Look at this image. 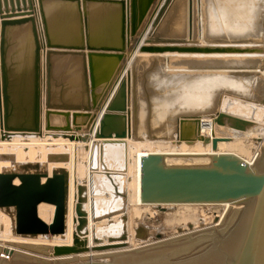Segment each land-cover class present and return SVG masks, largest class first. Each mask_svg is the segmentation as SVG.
Masks as SVG:
<instances>
[{"label":"water","instance_id":"obj_1","mask_svg":"<svg viewBox=\"0 0 264 264\" xmlns=\"http://www.w3.org/2000/svg\"><path fill=\"white\" fill-rule=\"evenodd\" d=\"M172 3L173 0H0V141L16 136H46L89 143L99 122H104L105 109L117 89L126 104V131L109 134V139L113 135L117 139L127 137L139 142L146 138L149 141L162 140L165 139L163 135L169 134L183 137L194 131L204 119H212L220 126L228 125L239 131L251 128L252 122L222 112V104L228 96L264 106V8L262 36L212 40L204 35L206 45L200 46L198 35L192 34L193 0L189 1V13L184 21L188 24V34L172 31H176L175 24L167 17L173 9L170 7ZM113 10L121 12L120 45L94 46L88 35L89 12ZM48 11L77 12L84 24L81 38L71 44L55 42L48 28ZM137 51L147 56H137ZM165 54L206 56L165 57ZM215 54L223 57H213ZM56 55L82 58V94L87 96L86 99L83 95L81 99L78 96L70 105L57 104L52 99L51 61ZM43 56L46 62L45 103L42 94ZM95 58L118 60L115 72L100 93L96 90ZM188 76L200 80L227 76L251 83L232 92L228 88L218 91L217 87L215 90L203 85L198 90L209 92L210 96L197 104L195 91L193 106H190L187 103L188 90L183 88L185 83L193 84L192 80H187ZM142 77L144 84L139 90ZM216 92L219 94L212 96ZM71 112L74 113L71 115ZM107 137L102 133L100 138ZM210 158L205 165H168L164 155L144 157L141 203L242 205V214L231 230L225 233L213 230L210 234L197 235V238H205V242L214 236V242L219 243L217 250L225 255L221 259L205 258L201 263L216 264L214 261L217 260V264H264V164L258 168L250 167L234 154L212 155ZM68 161L67 155L47 157L48 164ZM45 167L25 164L16 170L0 173V210L11 217L17 236L58 238L67 232L69 173L59 169L49 174ZM79 200L82 203V198ZM41 204L55 207L51 223L40 218ZM123 221H127L126 216ZM79 223L72 246L18 244V247L36 254L37 257L28 258L41 264H153L149 252H154L161 244L170 246L186 237L192 238L186 235L165 242L159 239L135 249L129 248L127 233H123L118 239L110 237L107 245H101V240L96 239L97 245L89 247L86 233L84 237L79 234L87 219L81 218ZM136 232L137 238L147 239L148 231L138 229ZM89 253L93 255H85ZM97 253L106 254L104 256L109 260L100 259V255H94ZM50 258L53 261H49ZM0 262L3 264L4 260L0 259Z\"/></svg>","mask_w":264,"mask_h":264},{"label":"bare ground","instance_id":"obj_2","mask_svg":"<svg viewBox=\"0 0 264 264\" xmlns=\"http://www.w3.org/2000/svg\"><path fill=\"white\" fill-rule=\"evenodd\" d=\"M259 1L260 2L257 3V6L253 3L254 6L248 9L247 17L248 18L250 17V19L252 21V24H251V26L249 25L250 28H248V30L245 29V31H247V32L244 31V34L245 35H247V34L251 35L250 37H253V36L260 37V36H262V33H261V31H262L261 28L262 27L260 25V22H258L259 20L258 21H256V20H257L258 16H261L260 13H262V10H263V5H261V2L264 3V0H259ZM255 2H256V0H255ZM221 4H223V3H221ZM175 6H176V9L174 10V12H177L179 7H177L178 5L176 3L174 5V7ZM220 6H222V5H220ZM261 7H262V9L260 10ZM225 9H226V7H225ZM194 10H196L195 6H194ZM259 10H260V12H259ZM233 12H235V10ZM233 12L231 11V9L228 10L227 15L229 16L230 19H224L227 23L233 22L235 20L236 16L233 14ZM242 12H244V11H242ZM258 13H259V15H258ZM175 15H176L175 13H174L173 16L171 15V22L174 21ZM194 19H195V13H193V26H194V22H195ZM176 24H177V27H175L174 29H178V30L181 31V28L183 27L182 17L181 16H178ZM213 24H214V22H213ZM211 26H213V25L211 24ZM214 26H216V25H214ZM224 26H225V23H224ZM234 26H235V24H234ZM242 26H240V28ZM216 27H218V26H216ZM228 27H231V25H229ZM242 29H243V27L241 28V30ZM229 30H230V28H229ZM257 30H259V33H257L258 32ZM217 32H219V31H217ZM185 34H188L187 31L185 32ZM192 34L194 35L193 29H192ZM52 39H53V37H52ZM244 39H248V37L244 38ZM228 40H243V39H230L229 38ZM183 55H187V57H189L190 54H183ZM193 55H200L201 56V54H193ZM56 56H58V55H56ZM213 57H223V56L222 55L218 56V54H215ZM234 63L237 64L238 62H234ZM237 65L241 66V64H237ZM129 67H130V65H128V69H129ZM107 69L108 68H106V71H107ZM171 80H172V78H171ZM187 80L188 81H191V80L193 81V84L185 83L184 86H183L184 89L188 90L187 103L190 104V106H193L191 104H193L192 102H194L193 94H195V93H193V92L196 91L195 101H197V104H200L203 101L204 98L210 96L209 92L199 91L198 90L203 85L206 86L205 88L210 87V88H213L215 90H216V87H217L218 91H221V88L222 89L228 88L232 92L233 89L246 87L243 84L249 85V83H251V81L250 82L247 81V80L242 81L241 79H235V78H231V77H227V76H225V77L212 76V77H208V78H203L202 80H200V78L197 79V78H194L192 76H188ZM226 85H227V87H226ZM223 86H225V87H223ZM260 86H262V85H260ZM79 94H77L76 96H81L82 92L79 93ZM218 94L219 93L216 92V94L212 95V96H216ZM119 96L120 95L118 94V89H117L113 93L110 101L107 104V108L105 109V112H104L105 114L104 115H106V116L104 118V122H99V124L97 125V129L95 128V131H94L95 135L92 136V141H90L89 143H86V144L82 143V142L76 143V142H70L69 140H65V139L60 138V137L58 139H53L52 137H46V136H44L43 138H37V137L18 138L19 136H16V137L12 138L11 140H1L0 141V142H2L1 144L7 145V142H13L14 141L13 143L15 144V141H24V140H26V142L29 143V142H32L33 140L37 141V140H44V139L49 138V139H47L48 141L58 142L60 140H63L64 142H68V143L73 144V148L72 149L74 150V155H73L74 156V174H73V187H74V191H73V203L74 204L73 205H74V207H73V213L72 214L68 215V212H67V225L70 222V219H72L71 220L72 221V232H71V235H70V233H67L63 237H58V238L57 237L56 238H52V237H44L43 236V240H45L44 242L39 240V237L38 238H32V237L19 236L18 240H21V241H27V240L28 241H35V242H38V243L42 242L46 246L49 245L51 247L72 246L73 235L76 232V227L78 226V219L85 218V219H87L88 222H87V224L84 225L85 227L83 229L79 230V234L82 235V234L86 233L85 238L87 240V243H88L89 247H95L97 245V244H95V240L96 239L101 240V245H107V244H109L108 239L110 237L118 239L123 234V230H124V233L128 234L127 243L129 244V248L137 249L139 247H142V248L144 247V246L140 245V243L138 244L136 241H135V243H132L133 240L131 238V234L128 233V231H127L128 228H127L126 224L123 225V223H122L123 220L120 219V217H117V219H119L120 221L122 220L121 224H118L119 221H117V219L115 221H113L112 215L113 216H115V215L117 216L119 213H124L126 215V213H127V212H125V211H127L125 209H122V210L119 211L118 206L120 204H119L118 201H116V203L118 204L117 205V204H115V200L114 199L112 200V202H114L113 203V207L110 206L109 202L101 201L100 203H104V204H100V203L98 204L97 203V208L95 209L96 197H97V196L95 197V193H93V191L96 188L95 181H94V174H95L94 164H95V158H96L95 155H97L99 153L101 155V159H103V157H104L105 160H107L108 157H109V159H112L113 165L115 164V166H116L118 164V161H120L123 158V153H122L123 147L120 145V143H125V142H127L126 140L128 139L127 137L125 139H122V138L117 139V138H115V135H113V138H111V139H109L107 137L109 134H115V133L116 134H120V133L126 131V120L124 118V117H126V115H124V114H122L120 116L121 119H123V121H124L123 125H125L123 130H121V131L115 130L110 125V123L112 121H114L115 119L120 120V118L117 117V114L115 112H121V113L122 112L123 113L126 112V107L122 109V108H119V106L117 104V98H119ZM226 100H228V99L227 98L223 99V101H225V103H226ZM233 101L237 102V100H233ZM233 101L232 100H228L227 104L224 103V105H222V112L230 114V115L234 114V115L244 116V117H241V118L246 119V120H248V121L253 123L251 128L246 129L245 131H239V130H236V129L232 128V127H229L228 125L220 126V125L214 123L212 119L200 120V123H198V125H196V127L198 129V132L200 134L199 137L197 136L196 131L194 132L193 130H191L189 128L188 130H191V132H188L187 134H185L182 137L183 139L181 140V142L178 145L172 144L171 142H164L163 140H157V141H163V142H161V143H150L148 145H146L145 143H144V145H141L142 143H140V144H138L136 146V147L139 146V148H136V150L133 151V150L130 149L128 151V153H127L126 168L127 167H128V169L131 168L130 169L131 171L136 169L135 180L137 178V181H138V179H141V175H142V160H143L144 157H146V156H148L150 154L164 155L165 159H166V163L168 165H205V164H208L210 162V160H211L210 157L212 155L234 154V155L240 157L241 159H243L244 161H246L247 164L250 167H254V168L257 167L258 168V167L262 166L264 164V147H262L264 142H261V144H260L262 153L260 154V152H259L260 150L259 151L256 150V152L254 154H252V156L250 158H246L245 159L240 154V152L242 150L239 153L236 150H237V147H239V145H243V143L241 141H243V140L246 141L247 136H251V135L253 136L254 135V137H255V136H259V135H261V136L264 135V132L262 134H259V131L260 132L264 131V124L261 123V122H264V107L261 105V107H258L257 110L254 109L255 110V112H253L254 116L252 114L251 117H249L250 119H247L245 117L248 116V113L247 114L242 113L243 112L242 109H246V106H241V104L238 105L237 103H234ZM243 102L246 104V103H249L250 101L247 102V101L244 100ZM125 106H126V104H125ZM224 106H226V108ZM111 112L112 113L114 112V114L113 115L110 114ZM71 115H72V113H71ZM240 116H237V117H240ZM57 120L61 121V119H57ZM59 123H62V121L59 122ZM102 133H103L104 137H107V138H100ZM194 133L196 134V136H193ZM51 134H54V133H51ZM177 136H178L177 134H169L166 137H168V139H170V140L172 139L171 141H173V138H175ZM197 137H198V139H197ZM191 138H193V139H191ZM131 140L134 141L133 139H131ZM262 140H263V138H262ZM135 142H137V141H135ZM174 142L175 141H173V143ZM185 142L188 143L189 145H192L194 143L195 146L187 147L188 145H186ZM40 143L41 142H39V144ZM42 143H47V142L42 141ZM50 144H52V143H50ZM81 144H83L82 145L83 149H82V147H80ZM153 144H156V145H153ZM171 144L173 146H177V147L176 148H172ZM52 145H54V144H52ZM258 146H259V144H258ZM85 147H87V149H85ZM128 147H129V145H128ZM240 147H243V146H240ZM46 148H48L47 152L51 151L50 153H55V154L60 155L62 153L63 146L61 144H59L57 146H47ZM235 148H236V150H235ZM3 150L5 152L9 151L6 148L3 149ZM100 150H101V152H100ZM82 151H84V153H85L86 161L89 158L88 159L89 161H87V162H89V164L86 162V164L89 165V168L87 169V167H84V172L86 173V174L84 173L86 180L83 181V182L82 181L78 182L79 180H81V179H79V180H77V179L80 177L78 168H79V163H80L79 162V157H81ZM47 152H46V154L50 155ZM39 153L40 152H38L35 156L38 157ZM133 156H134V158H133ZM70 157H72V155H70ZM2 158L5 159V160H9L10 159L8 156H4ZM72 159H73V157H72ZM72 159H71V161L73 162ZM136 159H137V162H135ZM26 160H29V159H23V160H21L19 162L24 161L27 164L28 163H32V162H27ZM69 161L67 163H69ZM121 162L122 161H120V163ZM18 164H15V166L18 165ZM52 164H62V163H52ZM55 167H57V166H55ZM63 167H65V166H63ZM50 168H52V167H50ZM59 169H61V167L57 168V170H59ZM82 171H83V168H82ZM87 172H88V174H87ZM81 174L82 173H80V175ZM137 181H136V184H137ZM130 184H131V181H130ZM140 185H141V181H140ZM114 189L116 191L115 195L122 196L121 198L123 199V202L128 204V207H127V209H128L129 208V200H128V203H127V199H126L127 195H121L120 193H118L116 187ZM128 193H129V189H128ZM138 195H139V197H141V188H140V191L137 194H135V199H137L136 196H138ZM133 196H134V192H133V195H131V199L134 198ZM81 198H83V201L81 203V205H82V209L81 210L83 212V216H78V214L80 213L78 211V204H79V201H80L79 199H81ZM140 201H141V198H140ZM88 204L90 205L89 208H88ZM140 204H142V203H140ZM41 205H47V204H41ZM68 205H69V203H68ZM190 205H197V204H183V206H190ZM207 205H209V204H207ZM212 205H215V204H210L209 206H212ZM49 206H51V205H47V207L44 206V213H45L44 214L45 215L44 221L47 222V223H51L52 216H53V210H50ZM101 206H103V207H101ZM145 206L146 207H148V206L149 207L150 206L153 207V205H145ZM216 206L224 207V210H222V214H219V216H217L218 217L217 220L212 225L207 226V227L201 226L199 228L195 227L194 225H191V227L189 226V231L181 230L182 233L178 232L179 234H177V235H175V236H173L171 238H166L163 241L165 242L166 240L168 241V240H171V239H174V238H179V237H183V236H186V235H193V234H197V233H201L202 234L204 231H207V230L218 231V229L221 227V225L224 226V224H223L224 223L223 222L224 219L229 218L228 215L230 214L232 209H235L234 207H237V206H235L233 204H230V203L218 204V205L216 204ZM51 207H54V206H51ZM239 207H243V206L239 205ZM38 212H39V210H38ZM105 212L108 213V215L106 217L109 219V222H107L106 224L98 225L99 222L97 223V217L99 215L105 214ZM136 216L139 217L140 215L137 214ZM241 219H242V217H241ZM241 219H240V221H241ZM116 222H117V224H116ZM69 228L70 227H67V231L70 230ZM133 233H134V231H133ZM222 233H223V231H222ZM203 234H205V233H203ZM115 235H117V236H115ZM70 236H71V238H70ZM46 238H48V239H46ZM81 238L83 239V237H81ZM51 239H53V240L50 241ZM116 243H119V242H116ZM18 244H20V245H32V244H30V242H28V243H15V242L11 243V242H6V241L0 240V245L2 246L3 253L5 255L9 254V259L8 260H6L5 258L4 259L2 258L4 260L3 264H13L15 261L17 262L19 260L20 256H22V255H27L26 256L27 258L31 257V256L37 257L36 254H32V253H30V252H28L26 250L20 249L18 247ZM38 246H43V245H38ZM5 247H7V248H5ZM15 247L18 248L19 250L12 249V248H15ZM170 249H171L170 246H167L166 243L161 244L160 247H158L156 250H154V252H149V253H152V254H149L151 260L153 261V260L158 259L160 257V255H161V253H167V251H169ZM121 250H125V249H120L119 251H121ZM6 251H8V252L10 251L11 253H5ZM85 255H93V254L89 253V254H85ZM94 255H100L99 258L100 259H104L105 261L109 260V258H107L108 256H104V255H106L104 253H102V254L97 253V254H94ZM101 255H103V256H101ZM80 256L81 255H79V257ZM22 257H25V256H22ZM39 258H41V257H39ZM43 258H41V259H43ZM50 259L51 260H49V261H53L52 258H50ZM211 259L213 260L212 257H211ZM200 260H202V259H200ZM200 260L197 259L194 262H188L187 264H205L203 262L201 263Z\"/></svg>","mask_w":264,"mask_h":264},{"label":"rangeland","instance_id":"obj_3","mask_svg":"<svg viewBox=\"0 0 264 264\" xmlns=\"http://www.w3.org/2000/svg\"><path fill=\"white\" fill-rule=\"evenodd\" d=\"M181 2H182L183 7H181L182 6L181 5L180 6L181 8L178 9L177 12H174V10L176 9V6L174 7V5L176 3L179 7L180 0H173L171 7L172 8L174 7V8L170 11V14L167 15V17L171 21V15L172 14L174 15V13L178 14L177 16L174 17V21H173V24H175V27H177L176 22H177L178 16H181V17L183 16L182 17V23H183V26H184V24L186 26V22L184 23V21L187 17V16H185V12L187 11V6H186L187 4L184 3V1H181ZM259 2H260L259 0H256V2L254 1V4L257 6V3H259ZM261 5H263V8H264V3L261 2ZM261 9H262V7L260 8V10ZM260 10H259V12H260ZM258 15H259V13H258ZM260 15L261 16H258L256 21L259 20L258 22H260V25L262 27L263 10H262V13H260ZM194 20H195V22H194V26H193V33H194V35L196 33L198 35L199 39L201 40L200 46H204L206 44L203 41V36L206 35V37L209 38L208 35H209V28H210V26H209L210 19L207 18V15L205 12V5H204V7H202V9H199V10L196 9L195 10V19ZM261 30H262V28H261ZM175 32L184 33V31L178 32L177 29ZM253 37H257V36H253ZM142 43H143V41L141 42V44ZM245 46L246 45H243V47H245ZM127 55H128V52H127ZM135 55L147 56V55L141 54L139 52H136ZM170 55L187 57V55H183V54L182 55L165 54L164 56L168 57ZM205 56L206 55H201V56L200 55H189V57H196V58L205 57ZM212 56H214V55H212ZM73 57H75V56H73ZM76 57H78V56H76ZM127 62H128V59L125 60V63H127ZM129 69H130V67H129ZM143 79H144V77H142V79L140 80L141 86H140L139 90L142 88V86L144 84ZM226 98L228 100H232V101L237 100V102L236 101H233V102L237 103L238 105L241 104V106H246V109H242L243 112L242 111L241 112L244 114L248 113V116L245 117L247 119H250L249 117H251L252 114L254 116L253 112H255V110H257L258 107H261V105L253 103V102H249V101H247L249 103L245 104L243 102L244 100L239 99V98H233V97H228V96L225 97V99ZM228 100H226V103H225V101H223L222 105H224V103L227 104ZM117 104H118L119 108L123 109L126 107L125 101H124V99L121 98V96H119V98H117ZM224 107L226 108V106H224ZM71 113H74V112H71ZM115 113L117 114V117L120 118V120L115 119L114 121H112L110 123V125L115 130L121 131L124 129L125 125H123L124 121H123V119H121L120 116L122 114L126 115V112H124V113L123 112L122 113L121 112H115ZM110 114L113 115L114 112L113 113L111 112ZM233 116H240V115H234L233 114ZM240 117H244V116H240ZM79 122H80V120H79ZM261 123L264 124V122H261ZM195 131L197 133V136L199 137L200 134H199L196 126L194 129V132ZM263 132L264 131H262V132L259 131V134H262ZM194 134H193V136H196V134L195 135ZM163 136L165 137V139H162L164 142H171L172 144H176V145H178L181 142V140L183 139L181 136H177V137L173 138V141H175L173 143V141H171L172 139L170 140L165 135H163ZM198 137H197V139H198ZM18 138H23V137H18ZM29 138H31V137H29ZM262 138H263V140H262ZM47 139H49V138H47ZM47 139L37 140V141L31 140L32 142H29V143L26 142V140L15 141V144L13 143L14 142L13 141V142H7V145H3V144H1L2 142H0V158H1L0 164H3V165L9 164L8 168H5V169L0 168V173L4 172V171L16 170L18 168V166L27 164L24 161L18 162V157L21 156L23 158L26 156V154L28 152H31V154H33V155H36L38 152H40V153H43V155H44L43 159H41L40 161H33L32 163H28V164H40L41 166H43V165H45V166H59L61 164H52V163L48 164L47 157L49 155L46 154L47 149H48L46 147L47 146H57V145L61 144L63 146V148H62V153L60 155H68L70 158L69 163H64V164L62 163V167H61V169L66 170L70 176L69 177V179H70L69 196H68V202H67L68 215H70L73 213V207H74V205H73L74 204L73 203V191H74V187H73L74 156L73 155H74V150L72 149L73 144L68 143V142H64L63 140L55 142V141H48ZM146 139H143V141H140V142L139 141L135 142V141H132L131 139H127L126 140L127 142L120 143V145L123 147V150H122L123 158L120 160L122 162L120 163V161H118V164L116 166H115V164L113 165L112 159H109V157L107 160H105L104 157H103V159H101V155L99 153L97 155H95L96 158H95V164H94V167H95L94 181H95L96 188L93 191V193H95V197L97 196L95 209L97 208V203L99 204L101 201L109 202L111 207H113V203H114V202H112L113 199L115 200V204H117L116 201H118L120 204L118 206L119 211L122 209H125V210H127V211H125L127 213H126V215L124 213H119L117 216L115 214H114L115 216L112 215L113 221H115L117 219V217H120V219L123 220L122 217L126 216L127 221L126 222L122 221V220L121 221H122L123 225L126 224V226L128 228L127 231H128V233L131 234V238L133 240L132 243H135V241H136L138 244L140 243V245L145 244V243H149V242H153V241H156L159 239L171 238V237L179 234L178 230L189 231V226H191V225H194L197 228H199L201 226L207 227V226L212 225L217 220V218H218L217 216H219V214H222V210H224V207H220V206H216V205H212V206H209V205H190V206L153 205V207L152 206L146 207L145 205L140 204L141 203V201H140L141 197H139V195L136 196V198L138 200L135 199V194H137L141 188L140 187L141 186L140 185L141 179H138V181H137V178H136V180H135L136 169L131 171L130 167H129L130 169H128V167L126 168L127 153L130 149L134 151V150H136V148H139V146L138 147H136V146L140 143H142L141 145H144V143L146 145H148L150 143H161V142H163V141H157V140H150L149 141ZM191 139H193V138H191ZM42 141H45L47 143H42ZM39 142H41V143L39 144ZM241 142L243 143V145H239V147H237V150H236V148H235V150L238 153L242 150L240 152L241 156H243L245 159L250 158L252 156V154H254L256 152V150L257 151L260 150L259 151L260 154L262 153L260 144H261V142H264V135H262V136L259 135V136H255V137H254V135L253 136L252 135L247 136L246 141L243 140ZM50 143H52L54 145H52ZM172 144H171L172 148L177 147V146H173ZM193 144L189 145L188 143H186V145H188L187 147L195 146V144L194 145ZM258 144H259V146H258ZM82 145L83 144H81L80 147H82V149H83ZM128 145H129V147H128ZM153 145H156V144H153ZM240 146H243V147H240ZM262 147H264V143H263ZM5 148L8 149L9 151L5 152L3 150ZM50 152L51 151H49L47 153L50 155H58V154L50 153ZM100 152H101V150H100ZM70 155H72L73 159H72V157H70ZM4 156H8L10 159L5 160L2 158ZM133 158H134V156H133ZM71 159L73 160V162L71 161ZM88 159H87V161H89ZM16 160H17V162H16ZM87 161H86L85 153H84V151H82L81 157H79L80 163H79V168H78L80 177L77 179V180H79V179H81V180H79L78 182L85 181V174L86 173L84 172V167H87V169L89 168V165H88L89 162H87ZM86 162L88 164H86ZM135 162H137V159L135 160ZM15 164H18V165L15 166ZM63 166H65V167H63ZM82 168H83V171H82ZM80 173H82V174L80 175ZM87 174H88V172H87ZM130 181H131V184H130ZM136 181H137V184H136ZM15 184L18 185L19 181L16 180ZM115 187L117 188L118 193H120L121 195H127V198H126L127 203L129 200V208L128 209H127L128 204L123 202V199L121 198L122 196L115 195L116 194L115 193L116 191L114 189ZM134 188L135 189L137 188V189L135 190ZM128 189H129V193H128ZM133 192H134V196H133L134 198L131 199V195H133ZM82 201H83V198H82ZM68 203H69V205H68ZM79 204H78L79 212L81 214H83V212L81 210L82 205H81V203H79ZM100 204H104V203H100ZM89 206L90 205L88 204V208H89ZM235 206H237V207H234L235 209H232V211L230 212L231 215L230 214L228 215L229 218L224 219V221H223L224 226L221 225L222 228L221 227L219 228L221 230V232L223 231L225 233V231L227 232L229 229L233 228L235 226L234 223L237 222L236 219H238V217L241 215V213H242L241 211L244 209V206L243 207H239V205H235ZM45 207H47V206H45ZM101 207H103V206H101ZM49 208H50V206H49ZM50 210H53V215H54L55 208L51 207ZM137 214H139L140 216L139 217L136 216ZM107 215H108V213L105 212V214L99 215L97 217V223L99 222L98 225L106 224L107 222H109V219L106 217ZM52 219H53V216H52ZM71 220L72 219H70V222L67 225V227H70L69 228L70 232L69 231L66 232V234L70 233V235L72 232V221ZM117 221H119L118 224H121V221L119 219H117ZM116 224H117V222H116ZM78 226L80 228L79 219H78ZM84 227H82L81 229H83ZM138 229L148 231V237L145 241H142L141 239L137 238V232L136 231ZM133 231H134V233H133ZM212 231L213 230H207V231H204L203 233H209V232L212 233ZM216 232H219V231H216ZM123 233H124V230H123ZM200 234L201 233L191 235L192 236L191 239H189L185 236L186 237L185 240H182V241L174 243L173 245H170L171 249L169 251H167V253H161V255L158 259L153 260L154 261L153 264H187L188 262H194L197 259L198 260H200V259L204 260L205 258H208V257L211 258L212 257L214 260V258L216 259L219 257L221 259L222 256H225L224 253H221L219 250H217L218 249L217 244H219V243L217 240H215L216 242H214V240H213L214 236L207 238L209 241L205 242L204 241L205 238L204 239H202V237L197 238V235H200ZM81 236L84 237L85 233L82 234ZM115 236H117V235H115ZM127 236H128V234H127ZM158 236H161V238H159ZM191 236H188V237H191ZM18 237L19 236L15 235V233H14V225L12 223L11 217L5 211L0 210V240L13 243V242H18V239H19ZM15 238L17 239V241L15 240ZM70 238H71V236H70ZM46 239H48V238H46ZM39 240H41L42 242L45 241V240H43V236L39 237ZM52 240L53 239H51L50 241H52ZM42 242H40V243L37 242L35 244L32 243V245H38V244L45 245ZM72 245H73V243H72ZM24 256H27V255H24ZM20 258H22V256H20ZM149 259H151V258H149ZM23 260H25V259L23 258ZM19 262L20 261H17V263H19ZM200 262H201V260H200ZM215 262L217 264L218 261L216 260ZM13 264H15V262Z\"/></svg>","mask_w":264,"mask_h":264},{"label":"crops","instance_id":"obj_4","mask_svg":"<svg viewBox=\"0 0 264 264\" xmlns=\"http://www.w3.org/2000/svg\"><path fill=\"white\" fill-rule=\"evenodd\" d=\"M181 1H184V3L187 4V5L185 4L187 6V11L185 10L186 11L185 16L188 17L190 0H180L179 9L183 7ZM219 1L218 0H193V13H195L194 6L196 7V9L199 10V9H202V7H204L205 5V12H206L207 18L210 19L209 26L211 27L209 28V35H208L209 39L217 40V39H227V38L228 39L229 38L230 39H244L247 37L249 38L251 35H248V34L245 35L244 31L245 29L248 30V28H250L252 24L250 17L249 18L247 17V13H248V9L254 6L253 3L255 0H219ZM223 5L226 7V9ZM229 9H231L232 12L235 10L233 14L236 16V18L233 22L227 23L224 19H230L229 16L227 15V12ZM242 11H244L245 13ZM79 18L80 16L77 12L48 11L47 12L48 28H49L51 37H53V40L55 42L71 44L73 42H76L78 39H80L81 38L80 32L84 28V24L81 23V21H79L80 20ZM224 23H225V26H224ZM211 24L213 26H211ZM214 25L218 26L220 29ZM229 25H231V27H228ZM240 26L243 27L242 30H241L242 27L240 28ZM186 27H187V33H188V24H186V26L184 24V26L181 28V31L178 29L177 30L178 32L184 31L185 33ZM172 31L175 32V30L173 29ZM257 33H259V30ZM88 35L90 36L91 43H93V45L97 47L120 45V42H121V12L116 11V10L89 12L88 14ZM93 61H94L93 63L95 67L94 74H95V79L97 81L96 90H97V93H100L102 91V88L106 86L108 81H110L113 73L115 72V69L118 66V60L116 58H95ZM51 63H52V80H51L52 99L57 104L59 103H66L69 105L74 104L77 101L76 98L78 97L76 95L81 93L84 90L82 58L76 57V56L73 57L71 55L53 56ZM106 68H108L107 71H106ZM42 70H43L42 71V74H43L42 75L43 76L42 94H43V101L45 103L46 96H47L46 94L47 88H46V62H45L44 56L42 58ZM82 95L85 96V99L87 98L86 95L84 94ZM81 97L82 96H79V99H81ZM42 155L43 153H39V156L36 157L35 155L31 154V152H29L23 158L21 156L18 157V162L23 159L30 160V161L26 160L27 162L40 161L44 157V155L43 156ZM8 167H9V164L7 165L0 164V168L2 169L8 168ZM59 167H62V164L57 167L46 166L45 168L50 174L53 170H57L56 168H59ZM44 206H47V205H41L39 207L40 208L39 216L42 220H44L45 218ZM15 240L17 241L16 238ZM28 242H30V244L37 243L35 241H28V240L27 241L18 240V242H15V243H28ZM12 249L19 250L16 247ZM25 257L20 258L18 260L20 261L19 263L15 261L16 262L15 264H33V263L41 264L34 259L30 260V258H27V257L25 258ZM23 258L25 260H23Z\"/></svg>","mask_w":264,"mask_h":264},{"label":"built area","instance_id":"obj_5","mask_svg":"<svg viewBox=\"0 0 264 264\" xmlns=\"http://www.w3.org/2000/svg\"><path fill=\"white\" fill-rule=\"evenodd\" d=\"M245 162H246V161H245ZM246 163H247V162H246ZM0 246H1V245H0ZM1 248H2V246H1ZM8 253H9V252H8ZM10 253H11V252H10ZM0 256H1V257H0L1 259H2V258H3V259L5 258L6 260L9 259V254H6V255H5V254L3 253V250H2V252H1V254H0Z\"/></svg>","mask_w":264,"mask_h":264}]
</instances>
